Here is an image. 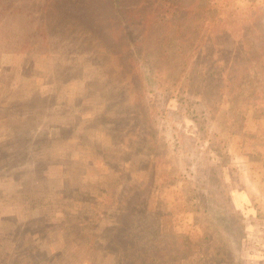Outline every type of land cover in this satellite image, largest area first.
Wrapping results in <instances>:
<instances>
[{
  "label": "rangeland",
  "instance_id": "1",
  "mask_svg": "<svg viewBox=\"0 0 264 264\" xmlns=\"http://www.w3.org/2000/svg\"><path fill=\"white\" fill-rule=\"evenodd\" d=\"M122 2L0 0V264H264V0Z\"/></svg>",
  "mask_w": 264,
  "mask_h": 264
},
{
  "label": "trees",
  "instance_id": "2",
  "mask_svg": "<svg viewBox=\"0 0 264 264\" xmlns=\"http://www.w3.org/2000/svg\"><path fill=\"white\" fill-rule=\"evenodd\" d=\"M212 0H207V3L206 4H209L210 2H211ZM109 4L112 6V9H113V12L115 13V16L116 17H118L119 16V18H118V20H120L121 22H122V24H121V27H125L126 26V21H125V17H121L122 16V14L120 13L121 12V8H120V6H122V4H123V2H122V0H109ZM4 8V7H3ZM19 10V9H18ZM123 20V21H122ZM126 29H127V26H126ZM41 33H43L42 35V37H43V39L42 40H44L45 38H46V36L48 37L49 35H48V31H46V33L44 32V31H41ZM221 248L219 247V250H220ZM218 250V251H219ZM220 251H222V252H225V250L224 249H221ZM216 259V258H215ZM216 261H217V259H216ZM230 262H228L227 264H229Z\"/></svg>",
  "mask_w": 264,
  "mask_h": 264
}]
</instances>
